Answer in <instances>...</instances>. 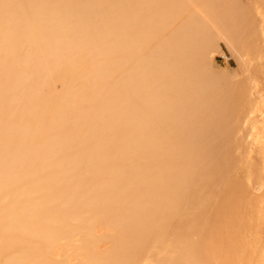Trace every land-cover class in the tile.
I'll return each mask as SVG.
<instances>
[{
    "label": "bare ground",
    "instance_id": "6f19581e",
    "mask_svg": "<svg viewBox=\"0 0 264 264\" xmlns=\"http://www.w3.org/2000/svg\"><path fill=\"white\" fill-rule=\"evenodd\" d=\"M118 2L0 0V264H264V192L253 189L264 154L243 153L241 118L238 154L226 138L207 151L222 150L217 171L212 156H190L200 143L176 141L194 126L169 128L168 142L160 132L171 98L197 111L169 90L210 65L219 25L242 34L224 22L226 0H135L122 43ZM244 102L237 90L217 112L242 114Z\"/></svg>",
    "mask_w": 264,
    "mask_h": 264
},
{
    "label": "rangeland",
    "instance_id": "374dc122",
    "mask_svg": "<svg viewBox=\"0 0 264 264\" xmlns=\"http://www.w3.org/2000/svg\"><path fill=\"white\" fill-rule=\"evenodd\" d=\"M134 1L130 3L129 1L122 2L119 0L118 2L116 18L117 30L120 32V43L123 42L122 38L124 39L125 19L131 23L138 16ZM226 4L228 14L224 22L231 23L229 28L240 31L242 34L235 33L236 36L233 39L230 37L231 33L229 34L223 25H219L218 31L211 37L212 45L210 46V52L212 54V61L210 65H205L201 61L200 65L202 67L198 68L201 71L200 74H197L199 72L196 67L192 68V73L195 77L194 79L191 78L193 88L188 89L190 84L183 92H176L174 88L169 90L172 94H182L186 98H197L199 100V103L195 104L197 108L195 110L197 111L189 112L187 111V103L185 106L183 103H179L171 98L160 108L161 111L159 110L158 112L162 117H166L160 123V132H166L162 140L168 142L172 139L169 128L172 133V131L182 127V125L184 127H187L188 124L194 126L193 132L191 131L187 134L183 132L178 136L179 138L176 141L185 144L183 151L191 147L194 142L200 143V152L192 151L190 152V156H199V158L212 156L211 164L214 165L215 171L220 166V158L223 152L215 148L214 153L209 155L207 151L210 147L215 146V144L226 138L230 143L226 149L227 154L232 153L235 155L240 152L241 147L233 145L234 140L230 137L231 125L236 117L241 118L243 125L246 127L243 140L246 141L247 147L243 153L254 156L259 151V154H264V0H226ZM12 5L10 1L4 2V6L8 9ZM189 6L193 8V5L190 3ZM197 13L202 15L207 14V12L199 9ZM213 16L210 13L211 19ZM258 37H260V41L257 40ZM241 39L244 40L243 45H241ZM196 43V47L203 50L202 47H204L206 41H202V45L198 44V42ZM246 46H249V49ZM261 54L262 56H260ZM186 73H191V71H186ZM123 77L124 82L127 81L129 84H134V82L141 85L144 82L148 83V80H146L148 78H136L132 83L128 72H125ZM237 90H242L244 103L247 104L244 112L236 115L230 114L227 117L223 116L222 113H218L217 109H219L220 103ZM117 94L119 95L118 99L120 102L122 88H119ZM156 104L157 96L150 97L147 102V108L152 112L148 115L145 122L147 126L152 118L151 114H155L157 111L155 110ZM183 120L185 121L183 122ZM145 135L142 134V140H150V136ZM151 138L156 140L159 137L153 135ZM186 178L187 176L184 177V179ZM181 187V184L176 185L175 189ZM253 189L257 194L263 193L264 180H256ZM77 241L79 240L75 242ZM139 243L140 241H136L135 245ZM74 249L71 246L68 249V253L72 254Z\"/></svg>",
    "mask_w": 264,
    "mask_h": 264
}]
</instances>
